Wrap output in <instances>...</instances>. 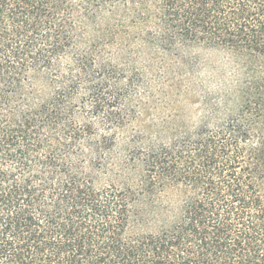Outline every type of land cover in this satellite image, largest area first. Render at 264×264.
Returning <instances> with one entry per match:
<instances>
[{
    "label": "trees",
    "instance_id": "16d2710c",
    "mask_svg": "<svg viewBox=\"0 0 264 264\" xmlns=\"http://www.w3.org/2000/svg\"><path fill=\"white\" fill-rule=\"evenodd\" d=\"M0 264H264V0H0Z\"/></svg>",
    "mask_w": 264,
    "mask_h": 264
},
{
    "label": "rangeland",
    "instance_id": "374dc122",
    "mask_svg": "<svg viewBox=\"0 0 264 264\" xmlns=\"http://www.w3.org/2000/svg\"><path fill=\"white\" fill-rule=\"evenodd\" d=\"M206 55H208V54H206ZM212 56H213V58L217 57L216 55H212Z\"/></svg>",
    "mask_w": 264,
    "mask_h": 264
}]
</instances>
